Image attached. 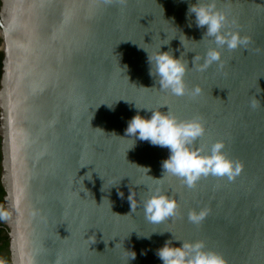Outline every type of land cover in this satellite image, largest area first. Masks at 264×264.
I'll use <instances>...</instances> for the list:
<instances>
[{
    "label": "water",
    "instance_id": "95a60500",
    "mask_svg": "<svg viewBox=\"0 0 264 264\" xmlns=\"http://www.w3.org/2000/svg\"><path fill=\"white\" fill-rule=\"evenodd\" d=\"M195 2L0 0V186L9 264H163L155 251L173 238L203 240L227 264H264V0H216L250 43L221 48L223 68L214 63L205 71L198 70L202 60L192 62L215 45L202 40L206 28L195 26L194 14L186 17ZM180 40L187 89H202L195 99L160 90L149 75L148 54L162 45L180 58ZM253 96L262 106L250 107ZM136 107L201 117L199 144L209 151L223 140L242 173L232 182L201 178L191 189L163 176L169 150L125 136L138 111L151 115ZM156 187L179 205L176 218L159 224L143 212ZM201 208L209 213L197 226L188 213ZM126 250L136 258L128 260Z\"/></svg>",
    "mask_w": 264,
    "mask_h": 264
},
{
    "label": "clouds",
    "instance_id": "9594fccd",
    "mask_svg": "<svg viewBox=\"0 0 264 264\" xmlns=\"http://www.w3.org/2000/svg\"><path fill=\"white\" fill-rule=\"evenodd\" d=\"M105 5L118 3L126 5L128 0H102ZM195 16V26L205 29L203 38H210V43L215 46L208 47L204 56L196 55L193 60H202L199 65V71H205L212 64L222 69L224 64L221 59V48H227L229 51L245 48L250 43L247 36L241 35L239 30H234L228 18V14L217 7L216 0H196L195 3H189L186 17ZM192 21L189 22V27ZM185 39H187L185 37ZM181 46L185 49L180 58H176L171 50L161 51L154 54H148L149 75L155 78L159 84L160 90L170 91L174 96L182 97L189 94L193 99L201 94V87L187 89L185 75L188 71V61L184 59L187 53L184 42ZM167 45V44H163ZM262 106L260 100L253 96L250 101V107L256 109ZM143 109L151 113L150 117L141 116L139 111L128 121L125 129V136L148 141L154 146L165 147L170 155L162 161L163 176L171 175L180 179L181 183L188 188H195L201 178L209 176L216 178H226L232 182L243 171V163L234 160L224 151L226 144L223 140L212 143L209 151L205 150L199 141L204 137L206 128L201 117L195 116L191 119L181 120L177 118L169 109L168 112H161L160 109ZM151 195L143 202V212L145 219L153 224L163 223L167 220L176 218L178 213L177 200L163 193L159 187L149 188ZM122 195V194H121ZM130 200V199H129ZM131 201V200H130ZM132 212L136 206L131 201ZM209 213V209L201 208L199 211L192 209L188 213V220L194 225L199 226ZM8 213L0 210V219H7ZM154 233V232H153ZM162 235L163 232H160ZM174 239V238H173ZM173 239L166 240L164 245L156 249V256L163 264H227L225 257L212 249L207 248L203 240L181 241L180 247L173 246ZM127 251V250H126ZM129 259H135L136 253L127 251ZM143 254V253H142Z\"/></svg>",
    "mask_w": 264,
    "mask_h": 264
},
{
    "label": "trees",
    "instance_id": "16d2710c",
    "mask_svg": "<svg viewBox=\"0 0 264 264\" xmlns=\"http://www.w3.org/2000/svg\"><path fill=\"white\" fill-rule=\"evenodd\" d=\"M1 59V55H0ZM2 196L3 190L0 186V210H2ZM2 220L0 219V264H9L8 251H7V237L5 228L2 225Z\"/></svg>",
    "mask_w": 264,
    "mask_h": 264
}]
</instances>
